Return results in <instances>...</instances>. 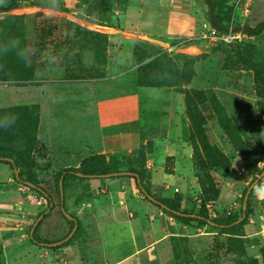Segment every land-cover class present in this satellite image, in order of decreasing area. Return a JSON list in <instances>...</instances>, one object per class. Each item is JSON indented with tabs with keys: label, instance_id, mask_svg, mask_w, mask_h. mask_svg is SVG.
Instances as JSON below:
<instances>
[{
	"label": "rangeland",
	"instance_id": "374dc122",
	"mask_svg": "<svg viewBox=\"0 0 264 264\" xmlns=\"http://www.w3.org/2000/svg\"><path fill=\"white\" fill-rule=\"evenodd\" d=\"M96 1L94 0V2ZM142 1L147 9H144L141 14L140 22L137 24L135 22L138 13L134 8L130 9V20L135 25L137 34L158 37L151 44L144 43L141 39L135 38L133 34L121 35L108 30V28L117 29L113 18L116 13H119L116 10L106 15H100L88 9L78 0H21L19 8L8 11L5 9L7 0H0V8H2L0 22L7 16L23 17L27 58L33 65L35 79L44 81L29 86L0 84V109L27 105L38 106L39 123L36 145L29 159V167L37 178L38 186L45 189L52 198L53 211L37 229V235L51 243L64 239L71 229L58 211L55 175L61 169L79 168L81 162L90 156L101 155L98 154L101 148L100 140L95 135L97 122L94 119L87 120L77 112L81 105L71 98L80 94V88L67 82L70 76H74L76 78L74 80H79L83 78L82 76L87 75V70L100 72L102 69V66L93 60L90 45L85 48L82 38H73L77 26L107 37L103 78H105L107 63L112 67L114 61L121 57L120 55H123L122 63L123 66L125 65L124 57L129 54L130 47L132 50L140 48L149 55L166 54L179 66L184 57H193L195 59L194 75L190 83L183 85L182 89L213 91L239 131L247 149L254 150L256 147V143L251 137L249 122L258 119L257 104L264 102V99L256 94L259 84L252 64L264 65V30L256 36L244 35L240 41L210 43L201 38V31L204 32L210 25L208 8L204 0H193L191 9L187 12L182 10L171 12L170 9L161 8L160 3L164 0ZM219 1L231 10V19L237 0ZM131 2L135 8L139 5L137 0ZM148 7H154V9L150 10ZM236 13H239V10ZM263 23L264 0H250L243 26L255 29L258 24ZM200 26L202 27L199 32ZM175 34L190 36H174ZM125 38L132 39L130 46H125ZM247 46L252 47L248 52ZM121 72H125L121 83H108L106 85L108 89L103 92L114 93L118 87L130 91L136 86L134 72H130L128 67L122 68ZM62 76H65V80ZM93 76L98 77L96 73H93ZM26 96L29 97L28 103L30 102V104H23L22 98ZM155 106L158 107L155 102H152L151 107ZM161 106L164 105L161 104ZM199 109L206 120L205 129L210 145L221 151L230 164V169L225 174L214 169L210 171L219 194L214 201L205 204L208 217L210 219L239 218L243 192L256 175H251L245 170L244 163L238 153L233 150L222 134L211 106L205 103ZM154 118L152 117V119ZM161 119L157 116L158 121ZM143 125L138 124L142 128V133L152 132ZM90 134H92L91 137ZM189 134L190 128H188L186 140L188 153L184 162L182 160L174 171L176 172L175 181L172 182L171 188L161 187L159 184L162 178H166L163 172L165 174L174 173L171 170L172 158L166 159L163 172L157 170V173L153 174L155 188H152L151 183V169L154 163H147L148 157L145 169L150 177L151 194L160 199L172 201L181 210L198 213L202 205L201 180L204 178V172L199 169L198 159L195 157L197 152L198 156L200 155V145L197 144L198 150L195 153L189 142ZM126 157L109 156L108 160L121 161ZM182 167L184 168L182 169ZM257 167L259 170H264V156L258 162ZM184 176L187 185L183 186L181 180L185 178ZM176 180H179V186L174 183ZM98 182L100 187L109 184V179H99ZM82 183V181L69 180L63 188L65 211L79 221L80 229L77 236L67 246L57 250L43 249L28 241L23 246L24 248L25 246L30 247V253L25 255L23 261L17 260L13 263L11 260H7L8 264H104L105 251H110V249H104V244L106 245V242L113 243V240L105 239L106 242L101 244L92 218V211H79V202L89 197L88 189ZM259 183H264V175L258 179L255 185ZM115 190V187H108L109 192H115ZM135 190V196L142 200L139 207L140 212L136 214L139 215L142 212L144 215L148 214L150 222L157 221L158 231L166 229L169 233L157 247L150 248L145 252L143 258L146 259L141 260L143 263L144 260L151 259L152 261L156 260L158 264H246L245 259L238 258L226 251V235L209 226L198 228L183 225L160 213L159 209L147 202L137 189ZM126 193L130 195L129 188ZM177 195L181 196V199H178ZM36 198L41 201L39 196ZM42 201V205L24 219L26 222L22 226L19 225L21 223L18 224L19 229H22V233L18 234L19 240L27 239L30 226L34 223L37 215L46 208L45 200L42 199ZM128 206L137 207L133 199H128ZM132 215L135 216V213ZM20 216H22L21 213ZM144 223L145 220L141 227L145 239L149 241L153 238L154 233ZM13 226L15 228V224ZM121 233L115 232V235L122 237L127 235L125 232ZM22 235L23 237H21ZM241 239L244 243L246 257L256 259L258 264H262L260 248H264V199L257 198L253 190L249 198L248 221L243 227ZM173 246L178 253L177 259H174L173 256ZM111 250L112 252L107 256L108 261H115L116 258H119L120 251L125 254L129 253V249ZM166 251H169V255L164 256ZM139 262V259L133 257L123 264H139ZM0 264H7L6 259L0 257Z\"/></svg>",
	"mask_w": 264,
	"mask_h": 264
},
{
	"label": "trees",
	"instance_id": "16d2710c",
	"mask_svg": "<svg viewBox=\"0 0 264 264\" xmlns=\"http://www.w3.org/2000/svg\"><path fill=\"white\" fill-rule=\"evenodd\" d=\"M20 1L21 0H7L5 9L9 11L19 8ZM78 1L88 9L100 15L109 14L113 10L122 13L127 3V0H97L96 2H94V0ZM209 2L213 7L214 13L213 27L218 30H226L230 21L231 10L219 0H209ZM204 3L206 4L205 0ZM1 9L2 8H0V10ZM22 18V16H7L0 22V84L20 86L31 85L36 82L34 69L32 68L33 65L27 58ZM263 24H258L255 29H258ZM74 32L73 38H82L81 40L85 44V48L90 45L91 51L93 52V60L102 66L100 72L87 70V75L82 76L83 78L81 79L103 78L107 53V37L103 34L83 30L79 26L76 27ZM256 35L257 34L248 36ZM250 49H252V47L247 46V52ZM194 61L195 59L193 57H184L182 61H180L179 66L166 54L155 53L149 55L140 48H134L131 57L132 66L135 67V82L137 87L173 88L176 92L184 96L185 116L188 119L190 128L189 142L191 146H193L195 153L198 150L197 144L200 145V155L198 156L197 152L195 157L198 159L199 169L204 172V178L201 180L202 205L198 213L181 210L179 206L172 201L160 199L151 194L149 185L150 177L145 169V162L147 155L152 153L153 148L152 142L148 141L145 145H140L137 149L131 151L130 154L126 155L127 157L121 161H117L116 159L106 160L103 155H94L84 159L77 169L65 168L57 172L55 175V193L58 200V211L62 218L70 225V232L73 230L75 224H77V229L67 241L62 242L57 247H49L48 245L51 242L40 238L37 235V229L42 221L53 211L54 206L50 194L45 189L38 186L37 178L32 174L29 167V159L36 145V134L39 123L38 106L27 105L0 109V118L6 116L16 117L15 123L7 129L0 127V164L9 167L13 175V180L17 184L34 192L46 202V208L36 217V219L40 216H42V218L35 226L31 235L30 230L34 223L30 226L28 240L31 244L43 249L57 250L67 246L79 232L80 227L78 219L68 214L69 217L73 219L68 220L64 214V212H67L65 211V198L64 196L62 200L60 198V180H62L63 189L66 182L69 180L83 182L90 179H133L135 188L140 195L152 206L162 211L163 214L175 219L183 225L196 226L198 228L204 226L211 227L217 232L227 236V252L236 255L238 258L245 259L246 264H258L256 259H249L246 257L244 243L241 238L243 237V227L248 221L250 194L253 190V186L257 183V177L263 172V169L259 170L257 164L264 156V102H258L257 104L258 119L249 122L251 137L255 141L256 147L254 150H248L239 131L234 126L231 118L227 115L213 91L182 89L183 85L189 84L192 80L194 75ZM252 68L255 70V76L259 84L256 94L261 99H264V65L255 63L252 64ZM93 73H96L98 77H94ZM74 79H76L74 76L68 78V80ZM205 103L211 106L222 134L228 140L233 150L238 153L244 163L245 170L251 175H256V177L252 178L243 192L239 218L210 219L205 208V204L209 201H214L219 194L216 184L210 175V171L214 169L225 174L230 169L227 158L215 146L210 145L207 139V130L205 129L206 120L199 109V107ZM14 168L18 171L17 179L13 174ZM116 173L125 174L122 176H114L113 174ZM78 174H80V176H78ZM26 183H30L34 188L26 186ZM249 189L250 191L245 201V196ZM177 197L181 199V196L177 195ZM244 201L245 209H243ZM46 210H49V212L45 213ZM172 252L174 259H177L178 253H176L174 246ZM260 253L262 264H264V248H260Z\"/></svg>",
	"mask_w": 264,
	"mask_h": 264
},
{
	"label": "crops",
	"instance_id": "0c3cea01",
	"mask_svg": "<svg viewBox=\"0 0 264 264\" xmlns=\"http://www.w3.org/2000/svg\"><path fill=\"white\" fill-rule=\"evenodd\" d=\"M131 1L127 0L124 12L116 13V16H113L117 29L108 28V30L121 35L133 34L135 38L141 39L146 44H151L158 37L137 34L136 27L130 20L131 8H134L135 12L137 10L138 18H135L137 24L147 6L142 0H137L139 5L135 8ZM160 7L176 12L174 0H164L160 3ZM148 8L154 9V7ZM201 27L198 29L199 32ZM189 34L191 35V33ZM190 35L175 34L174 36L189 37ZM124 41L125 46H130L132 39L125 38ZM120 56L117 61H114L112 67L107 63L105 78L103 79L86 78L67 81L80 88V94L74 95L71 99L80 103V109L77 111L79 114H82L87 120L94 119L97 122L95 135L101 144L98 154L104 155L107 160L109 156L121 158L129 155L140 145H145L148 141L152 142L153 149L152 153L147 155V163H154L151 169V183L152 188H155L156 183L153 174L157 173V170L163 172L166 159L172 158L171 170L174 172L181 161L184 162L188 153L186 140L189 124L185 116L183 95L177 93L173 88H140L137 86H134L130 91L118 87L114 93L103 92L108 89L106 86L108 83L119 84L124 79L125 72H121L122 68L128 67L130 72L135 73V67L132 66L131 62V47L129 54L124 57L126 59L124 66L122 63L123 55ZM62 77L65 80V76ZM37 82L42 83L44 81L36 79L35 83ZM22 101L23 104H30L27 96L23 97ZM152 102H155L158 107H151ZM157 116L162 119L158 121ZM152 117L155 118L152 119ZM72 119L75 118L72 117ZM138 124H144L143 127L152 130V132L142 133V128ZM91 135L89 136L91 137ZM86 136L88 137V134ZM163 174L166 178H162L159 185L169 189L173 184L172 182L175 181L176 172L170 174L163 172ZM185 180L186 177L181 180L183 186L186 184ZM98 181L99 179L83 181L82 184L88 189L89 197L88 200L80 201L78 209L80 212L92 211V218L99 233L101 244L106 242L105 239L113 240V243L106 242L107 244H104V249H110L109 252L108 250L105 251L104 264H123L133 257L140 260L139 264H158L154 258L155 261L144 260V263L141 260L146 259L143 256L148 249L157 247L169 233L166 229L158 231L157 221L150 222L148 214L144 215L143 212L139 215L136 214L140 212L139 207L142 200L135 196L136 188L133 179H109V184L100 187L97 184ZM174 183L176 186L180 184L179 180ZM109 186L115 187V192H109ZM128 188L131 192L130 195L126 193ZM36 197L38 195L34 192L13 180L12 172L8 166L0 164V257L5 258L7 264L9 260L13 263L17 260L23 261L25 255L30 253V247L25 246L24 248L23 246L28 243V236L27 239L19 240L18 234L22 233L19 225L22 226L26 222L24 219L28 218L32 211L43 203L41 197H39L41 201ZM108 198L109 200H107ZM128 199H133L137 207L128 206ZM132 213H135V216ZM144 220V224L154 233L153 238L149 241L145 239L141 227ZM115 232H125L127 235L125 237L116 236ZM111 249L119 251L120 249H129V253L125 254L120 251L119 258H116L115 261H108L107 256L112 252ZM166 255H169V251L165 252L164 256ZM77 257L79 259V256Z\"/></svg>",
	"mask_w": 264,
	"mask_h": 264
},
{
	"label": "built area",
	"instance_id": "2783aa9c",
	"mask_svg": "<svg viewBox=\"0 0 264 264\" xmlns=\"http://www.w3.org/2000/svg\"><path fill=\"white\" fill-rule=\"evenodd\" d=\"M250 0H237L234 4V13L231 16L226 30H218L209 25L207 29L201 31V38L210 43H230L240 41L241 37L247 35L243 32H237V27H244L246 15L248 13ZM239 10V13L236 11ZM203 32V33H202Z\"/></svg>",
	"mask_w": 264,
	"mask_h": 264
},
{
	"label": "water",
	"instance_id": "95a60500",
	"mask_svg": "<svg viewBox=\"0 0 264 264\" xmlns=\"http://www.w3.org/2000/svg\"><path fill=\"white\" fill-rule=\"evenodd\" d=\"M192 1L193 0H174V9L176 11H180L182 10L183 12H187V11H190L191 9V6H192ZM206 2V5H207V8L209 10V21H210V25L211 26H214V13H213V7L212 5L210 4L209 0H205ZM264 30V24L262 26H260L258 29H252V28H249V27H237L235 29V31L237 32H243L245 34H248V35H254V34H258L259 32L263 31ZM13 174H14V177L17 179L18 178V171L17 169L14 168L13 170ZM125 173H116V174H113L114 176H122L124 175ZM264 175V170L263 172L257 177L256 179V182L258 181V179L261 178V176ZM78 176H80V174H78ZM26 186H29L31 188H34L33 185H31L30 183H26ZM252 188V186H251ZM250 188V189H251ZM250 189L248 190L246 196H245V201L247 199V196H248V193L250 191ZM59 191H60V198L62 200V197H63V189H62V180L59 181ZM245 201H244V205H243V209H245ZM49 210H46L45 213H48ZM65 216L68 220H73L71 217H69V215L67 213H65ZM42 216H40L39 218H37L30 230V235L33 233V230L35 228V226L37 225V223L41 220ZM77 229V224L74 225L73 227V230L70 232V234L63 240V241H59V242H56V243H50L48 246L49 247H57L59 246L62 242L64 241H67L72 235L73 233L75 232V230Z\"/></svg>",
	"mask_w": 264,
	"mask_h": 264
},
{
	"label": "clouds",
	"instance_id": "9594fccd",
	"mask_svg": "<svg viewBox=\"0 0 264 264\" xmlns=\"http://www.w3.org/2000/svg\"><path fill=\"white\" fill-rule=\"evenodd\" d=\"M15 116H6L0 118V127L7 129L15 123ZM253 192L257 198L264 199V183H259L253 186Z\"/></svg>",
	"mask_w": 264,
	"mask_h": 264
}]
</instances>
